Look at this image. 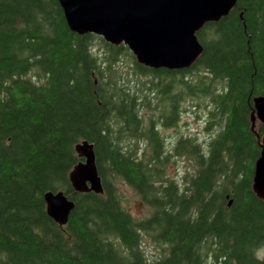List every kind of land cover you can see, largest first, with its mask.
<instances>
[{
  "label": "trees",
  "instance_id": "obj_1",
  "mask_svg": "<svg viewBox=\"0 0 264 264\" xmlns=\"http://www.w3.org/2000/svg\"><path fill=\"white\" fill-rule=\"evenodd\" d=\"M197 35L192 67L152 69L124 44L73 32L59 0H0V264H264L253 188L264 123L251 120L264 96V0H237ZM185 103L205 112L206 146L182 134L169 145L161 131ZM83 140L102 194L69 180ZM176 158L192 166L181 178ZM120 184L149 215L126 208ZM48 191L75 203L64 226Z\"/></svg>",
  "mask_w": 264,
  "mask_h": 264
},
{
  "label": "water",
  "instance_id": "obj_2",
  "mask_svg": "<svg viewBox=\"0 0 264 264\" xmlns=\"http://www.w3.org/2000/svg\"><path fill=\"white\" fill-rule=\"evenodd\" d=\"M69 28L78 34L93 33L106 42L126 45L139 64L152 69L183 70L192 67L204 48L197 33L209 22L219 21L237 0H59ZM252 122L264 123V96L254 100ZM255 164L253 188L264 199V135ZM82 160L69 180L76 192L104 193L95 145L83 140L75 147ZM48 215L60 226L68 223L75 208L64 191L44 195Z\"/></svg>",
  "mask_w": 264,
  "mask_h": 264
},
{
  "label": "rangeland",
  "instance_id": "obj_3",
  "mask_svg": "<svg viewBox=\"0 0 264 264\" xmlns=\"http://www.w3.org/2000/svg\"><path fill=\"white\" fill-rule=\"evenodd\" d=\"M122 60L126 61V58L123 57ZM129 65V64H128ZM186 110H182L180 115L179 123L176 127L172 128H161V131L164 137L167 139L168 144L170 145L177 139L179 135H190L194 138H197L199 143H202L206 146L207 142L210 139V135L205 132L204 118L205 112L200 109H195L191 107L189 103L183 104ZM192 166L185 158H176V163L171 164L170 172L172 176H178L181 178L188 170H191ZM120 187L124 196V204L126 208L136 217L142 219L149 215L150 209L141 200L138 194H136L128 185L120 184ZM144 247L149 256L156 255L158 249L150 239L144 240ZM260 257L264 256V249L258 252Z\"/></svg>",
  "mask_w": 264,
  "mask_h": 264
},
{
  "label": "bare ground",
  "instance_id": "obj_4",
  "mask_svg": "<svg viewBox=\"0 0 264 264\" xmlns=\"http://www.w3.org/2000/svg\"><path fill=\"white\" fill-rule=\"evenodd\" d=\"M258 97V96H257ZM257 97H255V98H257ZM255 98H254V100H255ZM255 112V104H254V111L252 112V114ZM251 120H252V115H251ZM258 120V119H257ZM254 125H253V122H252V129L254 130Z\"/></svg>",
  "mask_w": 264,
  "mask_h": 264
}]
</instances>
